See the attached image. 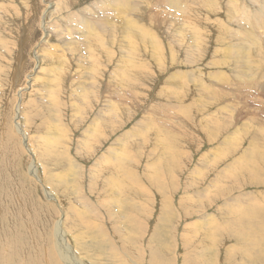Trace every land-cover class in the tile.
Segmentation results:
<instances>
[{
    "label": "rangeland",
    "instance_id": "374dc122",
    "mask_svg": "<svg viewBox=\"0 0 264 264\" xmlns=\"http://www.w3.org/2000/svg\"><path fill=\"white\" fill-rule=\"evenodd\" d=\"M212 1L0 0L1 219L24 248L11 264H36L34 243L40 264H63L62 218L73 264H264V145L243 150L264 109L236 99L263 87L229 81L264 69V19L253 33L248 16L264 0ZM83 9L112 29L81 32ZM240 35L257 50L237 51Z\"/></svg>",
    "mask_w": 264,
    "mask_h": 264
},
{
    "label": "bare ground",
    "instance_id": "6f19581e",
    "mask_svg": "<svg viewBox=\"0 0 264 264\" xmlns=\"http://www.w3.org/2000/svg\"><path fill=\"white\" fill-rule=\"evenodd\" d=\"M117 1H119V0H117ZM149 1L150 0H146L147 4H149ZM180 1H183V0H180ZM212 2H213L212 6H214L213 9H212L213 11L215 10L216 7H218L220 9V6L217 3H214V0ZM48 3L53 8L51 10H50V8H46L45 11H44V14L45 15L48 14L49 12L50 13H53V12H56L57 11V3L56 2H51V3L48 2ZM101 4H103V3H101ZM209 4H210V2H209ZM100 7L101 6H98V8H100ZM245 7H246V0H244V8L242 9L241 13L245 11ZM133 8H135V7H133ZM263 9H264V4H261V5L258 6V8H257V10L255 11L254 14H248V16L250 18V21L252 23L253 29H254V32L253 33H255L256 30H258V28L260 27V25L263 22V19H264V15H263V11H262ZM101 10H102V7H101ZM83 12H84V14H82L81 11H80L79 14L84 15V17L80 16L79 19L75 16V14H73L74 17H75V19H76V21L79 23V25L81 27V30H82L81 32H83V33L86 34L87 31H91L92 32L91 34L93 36H97L99 34L98 33V29L102 28V22H103V28L102 29L105 31V33L106 32H109L112 29V24L110 22H108V20H109L108 18L101 17V19H100L98 17V19L103 20V21H98V20L95 19L97 17H95V16L87 13L84 9H83ZM34 13H38V9L37 8H36V12H34ZM79 14H77V15L79 16ZM100 16H102V14ZM32 18H33L32 19V22H34L35 21L34 20L35 17L33 16ZM36 18H37V16H36ZM263 31H264V28H263ZM245 45H247L246 48L244 47ZM251 45H254L255 48H256L255 50H257L258 40L255 39V38H252L250 36H247V35H240V37L236 40V42L234 44V46L236 47V50L237 51L246 50L247 48H250ZM51 51H53V50H51ZM3 52H4L3 51V43L1 42V44H0V71H4V67H3V64H2ZM34 55H35V58H36V53H34ZM43 60H44V57L41 58V61H43ZM255 64H256V68H257L255 70H258V68H260V66L257 65V63H255ZM255 70L254 71H233L230 76L228 75L229 76V79L232 78V80H229V81L231 83V87L232 88H235L238 85V83L240 82V80L243 78L244 88L249 87L250 89H253V87L255 86V83L256 82H259L262 85V87H263V91L262 92H259V93H251L250 91H247V90L244 89L245 90L244 91V94L247 97L242 93V91H240L239 94L237 95V98L236 99H239V95H243V98H249V97H251V99L249 100V102L251 104V106H250L251 108H253V109H264V77H263L264 69H261V71H255ZM248 74H252V75L249 76ZM217 81H218V79L215 80V82H217ZM223 83H224V81H223ZM248 83H250V84L248 85ZM247 102H242V103H244L243 104L244 107L247 106V104H246ZM217 103L221 105V108H227V105L225 104V102H224L223 99H218L217 100ZM254 104L255 105L259 104V106L256 107V106H254ZM227 109L228 110H231L229 108H227ZM231 111H234V110H231ZM241 112L242 111L239 110L237 114H240ZM223 113L226 115V112H223ZM29 116H30V114L27 116V119H28ZM16 117H17V112H16ZM17 124L18 123L16 122V125ZM106 126H108V128H110V130H112L114 128V123L111 120H108V121H106ZM137 126H138V132L141 131V130H143V127H144L143 120L139 121L137 123ZM97 127H98V123L93 124L91 126V128L89 129V131H86V134H85L86 137L93 138L94 135L96 134ZM44 131H46V130H44ZM263 131H264V127H263ZM122 138L123 137H121L119 139H122ZM261 139H264V135L263 136H261V135L258 136L256 134H252L251 135V142L254 143L255 145L254 144H250L249 146H245L243 148V150L244 151H249V152H254V151L258 152V151H260L262 148H259V147H262L264 145V142H260ZM29 142H30V139H27L25 141V144H28ZM25 149L27 151H29L32 154V156H33L32 162L28 165V171L30 173H33L34 174V173L37 172V167H36L37 157L34 154V151L32 149H30V147L26 146ZM3 181H5V177H2L0 179V192L2 194L4 193L3 191L6 190V188H8V186H9L7 183H2ZM4 184H6L7 186L4 185ZM259 199H260V203L261 204H264V196L262 194H259ZM8 207L9 206H5L4 203L1 202V200H0V249H1L0 250V264H11V262H10V258L11 257L13 259H16L17 258L16 260H18V257H16L15 255L20 252L19 251V246H20L21 251L24 249V248L22 249V245H20L21 240L18 238L17 226L16 225H14L13 227L9 226V223L7 222L8 217L6 218L5 221L3 219H1L2 214L5 212L4 211L5 208H8ZM96 208H97V206H96ZM11 220H12V218H11ZM212 220L213 219H211L210 222ZM63 222H64V219L62 218L54 226V229H53V231H54L53 232V239L55 241L54 242V245H55V248H56V249L55 248L54 249H55V252H57V255L60 257V259L61 258L63 259V261H64V262L62 261L63 264H73L72 263V258L66 252V248L67 247H70V244L65 239V232H64V229H63ZM219 229H220V227L218 226L217 227V232L219 231ZM208 230H210L209 227H208L207 231ZM31 232H32L31 233L32 240H34V233H33V231H31ZM41 235H42V233H41ZM39 238H36V239H39ZM262 238H264V233H263V237ZM252 239L251 238L250 239H246L243 242L246 243V245H244V246H246V248L251 249V250H254L257 247V244H258L259 241H257V239L255 240L254 238H252ZM9 241H11V247L12 248H11V251L10 252H6L5 250H3V248L5 247V246L3 247V243L4 242L8 243ZM39 241H41V240H39ZM34 246L35 247L33 249L34 250V253L33 254H34V257H35V260H36L35 263L36 264H40L39 263V255H37L38 246L35 243H34ZM263 251H264V249H263ZM53 252L54 251H52V254H53ZM44 253L47 254V251L45 250ZM67 255H68V257H67Z\"/></svg>",
    "mask_w": 264,
    "mask_h": 264
}]
</instances>
